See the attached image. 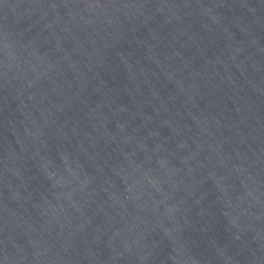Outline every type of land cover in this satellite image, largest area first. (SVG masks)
<instances>
[{"label":"water","instance_id":"95a60500","mask_svg":"<svg viewBox=\"0 0 264 264\" xmlns=\"http://www.w3.org/2000/svg\"><path fill=\"white\" fill-rule=\"evenodd\" d=\"M0 264H264V0H0Z\"/></svg>","mask_w":264,"mask_h":264}]
</instances>
